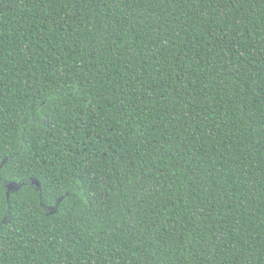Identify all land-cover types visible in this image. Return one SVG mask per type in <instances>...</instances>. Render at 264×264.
I'll return each mask as SVG.
<instances>
[{
  "label": "trees",
  "instance_id": "obj_1",
  "mask_svg": "<svg viewBox=\"0 0 264 264\" xmlns=\"http://www.w3.org/2000/svg\"><path fill=\"white\" fill-rule=\"evenodd\" d=\"M0 264H264V0H0Z\"/></svg>",
  "mask_w": 264,
  "mask_h": 264
},
{
  "label": "water",
  "instance_id": "obj_2",
  "mask_svg": "<svg viewBox=\"0 0 264 264\" xmlns=\"http://www.w3.org/2000/svg\"><path fill=\"white\" fill-rule=\"evenodd\" d=\"M36 183L38 184V182H36ZM7 187H8L9 190H13V191H15V190H17L19 188V186H14L12 183H9L7 185Z\"/></svg>",
  "mask_w": 264,
  "mask_h": 264
}]
</instances>
